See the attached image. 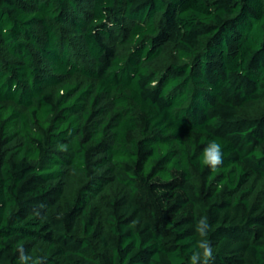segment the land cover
Masks as SVG:
<instances>
[{
  "label": "trees",
  "instance_id": "obj_1",
  "mask_svg": "<svg viewBox=\"0 0 264 264\" xmlns=\"http://www.w3.org/2000/svg\"><path fill=\"white\" fill-rule=\"evenodd\" d=\"M202 217L264 264V0H0V264H190Z\"/></svg>",
  "mask_w": 264,
  "mask_h": 264
},
{
  "label": "clouds",
  "instance_id": "obj_2",
  "mask_svg": "<svg viewBox=\"0 0 264 264\" xmlns=\"http://www.w3.org/2000/svg\"><path fill=\"white\" fill-rule=\"evenodd\" d=\"M222 159V146L215 140L209 142L203 149L201 163L209 167L212 171H215L218 168L222 163ZM209 227L207 218L202 217L196 226V231L202 239L197 244L198 251L194 252L190 257V264H199L201 260L202 264H209V261L213 259L214 249L211 246L210 241L207 239ZM19 253L20 264H29L32 257L25 254L23 249H20Z\"/></svg>",
  "mask_w": 264,
  "mask_h": 264
}]
</instances>
